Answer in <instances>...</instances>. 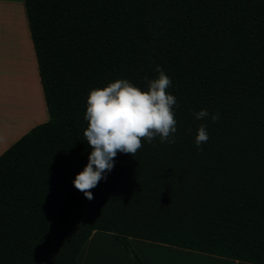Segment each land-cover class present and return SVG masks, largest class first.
<instances>
[{
  "label": "trees",
  "instance_id": "1",
  "mask_svg": "<svg viewBox=\"0 0 264 264\" xmlns=\"http://www.w3.org/2000/svg\"><path fill=\"white\" fill-rule=\"evenodd\" d=\"M47 121L0 154V264H76L92 231L132 264L139 239L264 264V0H22ZM171 79L174 144L157 136L89 201V92ZM207 110L219 118L197 120ZM205 124L209 139L195 137Z\"/></svg>",
  "mask_w": 264,
  "mask_h": 264
},
{
  "label": "crops",
  "instance_id": "2",
  "mask_svg": "<svg viewBox=\"0 0 264 264\" xmlns=\"http://www.w3.org/2000/svg\"><path fill=\"white\" fill-rule=\"evenodd\" d=\"M47 121L22 0H0V154ZM143 264H250L130 238ZM76 264H132L109 233L92 231Z\"/></svg>",
  "mask_w": 264,
  "mask_h": 264
},
{
  "label": "clouds",
  "instance_id": "3",
  "mask_svg": "<svg viewBox=\"0 0 264 264\" xmlns=\"http://www.w3.org/2000/svg\"><path fill=\"white\" fill-rule=\"evenodd\" d=\"M156 72L158 77L148 79L145 90L126 79H117L89 92L84 116L88 123L83 136L92 151L73 181L89 201L94 199L91 190L114 168L117 153L134 157L143 147V140L151 143L157 136L162 143H175L172 137L177 131L173 111L176 98L166 91L172 81L159 66ZM195 118L216 121L219 113L210 114L205 109L195 113ZM208 139L206 125L201 124L195 144L199 147Z\"/></svg>",
  "mask_w": 264,
  "mask_h": 264
}]
</instances>
